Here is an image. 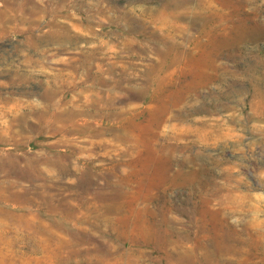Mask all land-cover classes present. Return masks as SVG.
I'll return each mask as SVG.
<instances>
[{
	"label": "rangeland",
	"instance_id": "1",
	"mask_svg": "<svg viewBox=\"0 0 264 264\" xmlns=\"http://www.w3.org/2000/svg\"><path fill=\"white\" fill-rule=\"evenodd\" d=\"M0 264H264V0H0Z\"/></svg>",
	"mask_w": 264,
	"mask_h": 264
},
{
	"label": "bare ground",
	"instance_id": "2",
	"mask_svg": "<svg viewBox=\"0 0 264 264\" xmlns=\"http://www.w3.org/2000/svg\"><path fill=\"white\" fill-rule=\"evenodd\" d=\"M55 30H56V29H55ZM51 31H52V30H51ZM52 34H53V33H52ZM58 34H59V33H58ZM50 35H51V34H50ZM51 36H52V35H51ZM64 36H65V35H64ZM17 102H18V101H16V103H17ZM18 103H20V102H18ZM14 104H15V103H14ZM14 104H13V105H14ZM13 105H12V106H13ZM23 105H24V104H23ZM6 107H8V106H6ZM9 107H11V106H9ZM18 108H19V106L12 107V109H15V110L18 109ZM19 110H20V109H19ZM54 115H55V114H54Z\"/></svg>",
	"mask_w": 264,
	"mask_h": 264
}]
</instances>
